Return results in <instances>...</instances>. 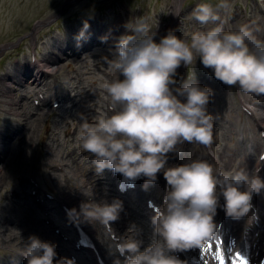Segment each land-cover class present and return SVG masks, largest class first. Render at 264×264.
Returning <instances> with one entry per match:
<instances>
[{"label": "rangeland", "instance_id": "374dc122", "mask_svg": "<svg viewBox=\"0 0 264 264\" xmlns=\"http://www.w3.org/2000/svg\"><path fill=\"white\" fill-rule=\"evenodd\" d=\"M120 2L128 4L133 12L140 10L141 18L145 19L152 13L153 20L145 21L148 26L152 24L149 28L152 33H156L157 43L166 36L160 34L164 28H170L169 32H174L177 37L190 43L191 35L195 31L216 26L195 24L192 16L194 7L207 3L215 8L220 0H175V18L169 9V0H0V254L4 264L23 263L12 251H22L30 236H36L44 242L56 243V237L43 225L41 214L26 198L18 202L7 198L12 188L20 190L18 182L28 176L29 161L38 153L45 157L51 153V156L47 157L52 166L65 162L70 166L66 171L68 178L58 172H53L51 176L40 175V181L46 188L62 196L78 209L86 202L84 197L87 196L108 203L119 200L123 204V210L114 223L122 236L126 240L140 241L141 250L154 240L152 229L133 211L132 206L115 198L116 196L108 191L109 187L105 181H98L104 172L97 175L91 154H82L79 159V153L83 151L77 140L82 123L80 114H84L90 123L93 122V117L108 114L104 99L109 98L100 87L108 81L103 74L107 64L105 58L100 55L113 54L118 38L109 33L108 27L101 20H105L102 14L108 18L110 16L107 7L114 4L120 8ZM228 3L229 9L221 10L220 13L226 18V31L234 30L240 25H248L256 39L264 42V0H228ZM89 18L90 27L81 37L84 22H89ZM35 20H41L43 24L32 30ZM34 40L39 41V62L46 67L53 65L52 69L46 70H51L62 83L77 88L80 94L78 106L64 109L61 113L63 118L58 117L56 111L48 107L39 118L40 111L26 98L30 96L34 85L31 88L23 82L22 77L25 73H33L29 70L26 60L29 46ZM18 59L19 63H16ZM188 77L213 93L208 105V111L213 117L212 143L224 170H245L253 174V162L257 156L252 158L248 155L245 144L237 139L243 134L244 124L253 123L254 127H257V123L240 114L234 96L235 86H227L215 79L213 70L205 68L199 58L194 59L188 67L181 64L175 76L177 84L173 87L181 86ZM52 78L49 74L45 75V81L48 83ZM215 82L219 83V87ZM243 94L253 106L256 116L263 121L264 95ZM32 112L35 116H31ZM72 130L74 132L70 134ZM66 134L69 135V151H73L74 147L78 148L75 161H65L68 153L64 154L61 146L59 147L58 139ZM256 137L259 139L260 151L263 142L259 138V130L256 131ZM1 148L4 151H1ZM155 185L161 190L155 181L147 189L144 188V192L155 194ZM74 188H81L83 195L76 194ZM258 202L263 214L261 219L264 221V189L258 193ZM79 218L98 239L105 254L114 263L116 259L113 249L106 240L101 224ZM6 220L9 223L3 226L2 222ZM231 224L239 225L241 240L246 242L248 247H252V264H264V258L260 259L264 256L263 223L256 225L250 220L231 218ZM65 225L68 229L69 225ZM184 251L195 264H220L217 254L210 250V245L206 242L200 247ZM61 257H66V253L58 252L56 259Z\"/></svg>", "mask_w": 264, "mask_h": 264}, {"label": "clouds", "instance_id": "9594fccd", "mask_svg": "<svg viewBox=\"0 0 264 264\" xmlns=\"http://www.w3.org/2000/svg\"><path fill=\"white\" fill-rule=\"evenodd\" d=\"M229 7L228 0H220L215 8L198 4L192 12L195 20L202 26H216L194 32L190 43L171 31L157 43L156 33L142 18L131 22L132 34L118 40L114 58L105 57L109 71L117 74L100 85L109 98L110 115L93 117L90 123L80 114L77 140L93 157L97 175L105 169L130 178L142 174L147 178L145 189L161 171L167 181L163 205L152 218L153 242L143 250L137 239L120 240L111 247L125 256L123 264H182L170 252L200 247L213 236L218 228L214 217L220 196L226 216L239 220L252 210L253 194L264 189L258 174L214 170L201 159L166 167L169 153L176 152L177 145L212 143L213 117L208 105L213 93L191 77L172 87L182 63L188 67L200 58L223 84L264 95V42L256 39L248 25L225 31L220 13ZM89 27L85 21L81 37ZM122 210V202L113 200L84 202L79 212H71L88 222L111 226ZM19 254L27 264H54V260L55 264H75L73 258L56 259V245L36 236L28 238Z\"/></svg>", "mask_w": 264, "mask_h": 264}, {"label": "bare ground", "instance_id": "6f19581e", "mask_svg": "<svg viewBox=\"0 0 264 264\" xmlns=\"http://www.w3.org/2000/svg\"><path fill=\"white\" fill-rule=\"evenodd\" d=\"M166 32V30H164L163 32H162V34H164ZM51 67H53V65H51L49 68H51ZM38 69H39V74H41V73H43L44 74V68H41L40 66H38ZM263 121H264V119H263ZM261 122L262 124H264V122Z\"/></svg>", "mask_w": 264, "mask_h": 264}, {"label": "snow or ice", "instance_id": "6c2138e0", "mask_svg": "<svg viewBox=\"0 0 264 264\" xmlns=\"http://www.w3.org/2000/svg\"><path fill=\"white\" fill-rule=\"evenodd\" d=\"M221 264H224L223 257H221ZM241 264H246V261H242Z\"/></svg>", "mask_w": 264, "mask_h": 264}]
</instances>
